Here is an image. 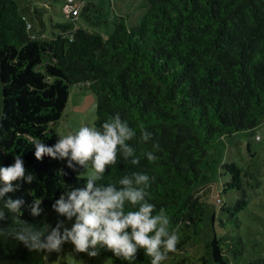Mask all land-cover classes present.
I'll return each instance as SVG.
<instances>
[{
    "label": "trees",
    "instance_id": "1",
    "mask_svg": "<svg viewBox=\"0 0 264 264\" xmlns=\"http://www.w3.org/2000/svg\"><path fill=\"white\" fill-rule=\"evenodd\" d=\"M143 2L147 10L141 20L129 25L120 17L108 37L56 23L59 33L42 39L32 34L16 0H0V165L9 166L20 155L36 176L9 195L27 205L42 199L39 217L27 207L22 217L38 228L67 219L52 204L85 187L88 179L64 160L47 155L38 160L31 143L58 141L53 124L62 117L73 85L96 95L94 127L102 129L109 117L119 115L136 131L127 143L139 163L118 151L96 186L113 184L119 190L125 176L148 174L146 200L156 205L153 215L165 209L170 234L197 233L205 222L207 204L198 192L209 179L207 146L264 121V0ZM149 151L155 161L146 158ZM137 209L125 202V211ZM6 216L0 221V264H49L46 253L9 237L15 224L10 213ZM239 244L214 236L213 263L237 264ZM150 260L141 248L133 264ZM110 264L128 262L112 254ZM248 264H264V258Z\"/></svg>",
    "mask_w": 264,
    "mask_h": 264
},
{
    "label": "clouds",
    "instance_id": "2",
    "mask_svg": "<svg viewBox=\"0 0 264 264\" xmlns=\"http://www.w3.org/2000/svg\"><path fill=\"white\" fill-rule=\"evenodd\" d=\"M135 135L136 131L129 127L128 122L116 115L109 117L102 129L84 125L74 132L59 135L58 141L51 146L39 139L31 142L38 160L45 155L61 160L68 158L67 166L73 170L76 169L74 161L88 169L91 160L92 171L88 174L86 186L62 194L52 204L56 213L72 222L70 227L59 221L55 227L44 225L38 228L24 220L26 207L31 216L41 215L42 199H34L27 205L25 199L13 198L9 193H15L24 183L32 184L36 176L26 169L20 155L14 157L13 164L0 165V221H4L6 213H10L15 224V229L8 232L9 237L30 251L48 254L61 252L66 243H71L76 252H85L90 257L99 254L98 246L106 247L128 264H133L138 250L143 248L151 258L150 264H162L168 253L175 251L179 236L176 231L169 233L170 217L165 209L152 214L156 205L146 200L151 179L149 175L136 172L125 176L119 180V184L123 185L119 190L113 184L105 187L95 183L103 176L106 166L116 162L118 151H126L132 156V164L139 163L127 143ZM143 138L149 139L150 134L144 131ZM145 155L149 161L157 159L151 151ZM126 201L133 206L138 205V209L125 211ZM3 229L0 227V235Z\"/></svg>",
    "mask_w": 264,
    "mask_h": 264
},
{
    "label": "rangeland",
    "instance_id": "3",
    "mask_svg": "<svg viewBox=\"0 0 264 264\" xmlns=\"http://www.w3.org/2000/svg\"><path fill=\"white\" fill-rule=\"evenodd\" d=\"M16 1L33 23L32 34L42 39L60 31L54 27L56 23H73L108 37L119 17L129 18L132 23V19L141 20L147 10L143 0H88L92 3L89 9L73 22L62 11L66 0ZM95 119L96 95L88 87L73 85L62 117L53 128L66 135L84 125L94 127ZM207 147L209 179L198 192L207 204L205 222L197 233L185 235L179 231L175 251L168 253L162 264H214L210 245L214 236L240 242L237 264L264 258V121L254 130L233 132ZM63 160L67 163L68 158ZM73 163L80 176L88 177L92 171L91 160L88 169ZM64 222L71 226L67 219ZM98 251L96 257H90L66 243L61 252L46 253V259L49 264H110L112 252L99 246Z\"/></svg>",
    "mask_w": 264,
    "mask_h": 264
},
{
    "label": "built area",
    "instance_id": "4",
    "mask_svg": "<svg viewBox=\"0 0 264 264\" xmlns=\"http://www.w3.org/2000/svg\"><path fill=\"white\" fill-rule=\"evenodd\" d=\"M87 5L88 0H66L64 6L62 7V11L73 21H76ZM32 25V22H29L28 27L31 29ZM218 200L220 201L219 196Z\"/></svg>",
    "mask_w": 264,
    "mask_h": 264
},
{
    "label": "crops",
    "instance_id": "5",
    "mask_svg": "<svg viewBox=\"0 0 264 264\" xmlns=\"http://www.w3.org/2000/svg\"><path fill=\"white\" fill-rule=\"evenodd\" d=\"M121 17H123V16H121ZM119 18H120V17H119ZM117 20H118V19H117ZM117 20H116V21H117ZM126 20H127V22H128L129 25H135V24H137V23L140 21V19H139V20H138V19H132V23H129L131 19L128 18V19H126ZM114 26H115V24H114ZM75 27H77V26H75ZM88 30H90V31H94L93 29H88ZM58 33H59V32H58ZM104 36H105V35H104Z\"/></svg>",
    "mask_w": 264,
    "mask_h": 264
}]
</instances>
